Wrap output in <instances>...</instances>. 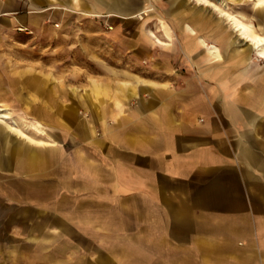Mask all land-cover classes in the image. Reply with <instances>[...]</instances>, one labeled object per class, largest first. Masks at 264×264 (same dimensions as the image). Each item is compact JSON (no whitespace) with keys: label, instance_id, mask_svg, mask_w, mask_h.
I'll return each mask as SVG.
<instances>
[{"label":"crops","instance_id":"crops-1","mask_svg":"<svg viewBox=\"0 0 264 264\" xmlns=\"http://www.w3.org/2000/svg\"><path fill=\"white\" fill-rule=\"evenodd\" d=\"M91 1L117 15L144 2ZM170 5L171 46L152 40L145 18L132 50L149 57L90 78L96 103L75 94L95 122L68 124L66 83L25 109L56 124L63 113L59 140L0 102L10 115L0 121V264H264V59L231 26L247 45L211 32L210 9ZM14 80L44 89L39 75ZM13 118L43 132L27 138Z\"/></svg>","mask_w":264,"mask_h":264},{"label":"rangeland","instance_id":"rangeland-1","mask_svg":"<svg viewBox=\"0 0 264 264\" xmlns=\"http://www.w3.org/2000/svg\"><path fill=\"white\" fill-rule=\"evenodd\" d=\"M170 1L172 0H144V7L147 5L148 8L152 7V10L146 15L141 13L140 18L136 16L139 10L130 15H117L101 7L98 12H93L91 0H39L35 1L38 5L35 8L31 6L30 0H0V92L3 93L0 95V102L15 116L23 111V116L30 121L42 120L47 131L59 140L62 137L61 127L65 122L63 113L56 114L60 122L56 124L49 122L48 118H37L25 109L41 101L47 103L48 84L62 89L66 83L73 89L68 124H78L80 116L84 122H95V113L87 106L80 107L76 95H83L96 103L103 97V92L91 89L90 78H100L97 73L104 74L108 69L124 67L117 63L130 55L141 60L149 57L147 55L151 51L139 49L138 43L135 50H132V42L139 36L138 27L145 18H148L145 23L146 30L149 27L152 29L149 34L152 40L157 43L163 40L171 46L176 41V35L174 16L167 13L171 7ZM173 1L210 9L213 17L218 20V26L211 25V32L220 28L225 32L226 40L235 38L236 33L231 30L232 25L222 10L237 16L238 13L243 14V20L250 23L256 32L264 33V2L255 4L256 0ZM163 17L170 27L169 38L164 36L162 31L168 26ZM236 42L247 45L238 37ZM226 44L225 41L222 46L235 48L237 45ZM160 56L162 55L157 57ZM99 61L106 64L97 65ZM19 75H39L41 81L38 84L42 85L43 91L24 81L14 82V76ZM8 77L12 79L11 84ZM108 84L110 85V81ZM15 85L19 86L17 90ZM48 124L55 128L48 129ZM4 132L5 130L1 129L0 133Z\"/></svg>","mask_w":264,"mask_h":264},{"label":"bare ground","instance_id":"bare-ground-1","mask_svg":"<svg viewBox=\"0 0 264 264\" xmlns=\"http://www.w3.org/2000/svg\"><path fill=\"white\" fill-rule=\"evenodd\" d=\"M264 0H256L255 4L262 3ZM147 4V3H144ZM147 5L144 7L141 6L139 9V12H136V16L141 18V13L148 14L150 10H152V7H147ZM222 13L228 18L230 21V24L232 27L237 31V33L243 37L246 41H248L255 51L256 57L264 59V33L256 32L252 25L246 21L243 20L244 15L241 13H238L239 16L236 14H232L226 10H222ZM209 48H211V51L214 53H217V48L214 45H209ZM10 115L6 108L0 106V121H5L7 118H9ZM38 120V119H37ZM18 121L16 119H12V124H10V128L14 130L15 132L22 134L23 136L27 138H31L28 133H26L25 129L32 130L38 133L43 132L42 129H40L37 125L39 123H29L26 119H23L21 122L24 125L25 129H22L20 126L17 125ZM1 124V123H0ZM3 124V123H2Z\"/></svg>","mask_w":264,"mask_h":264}]
</instances>
